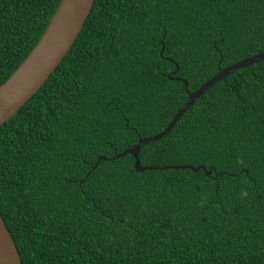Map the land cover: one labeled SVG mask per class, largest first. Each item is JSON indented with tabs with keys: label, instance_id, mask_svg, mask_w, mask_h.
I'll list each match as a JSON object with an SVG mask.
<instances>
[{
	"label": "trees",
	"instance_id": "16d2710c",
	"mask_svg": "<svg viewBox=\"0 0 264 264\" xmlns=\"http://www.w3.org/2000/svg\"><path fill=\"white\" fill-rule=\"evenodd\" d=\"M59 2L0 0V85ZM263 51L264 0H94L0 126V217L21 264H264V60L144 144L150 169L121 155L162 132L186 90Z\"/></svg>",
	"mask_w": 264,
	"mask_h": 264
},
{
	"label": "water",
	"instance_id": "95a60500",
	"mask_svg": "<svg viewBox=\"0 0 264 264\" xmlns=\"http://www.w3.org/2000/svg\"><path fill=\"white\" fill-rule=\"evenodd\" d=\"M93 3L94 0H60L38 42L14 72L0 85V126L12 118L48 80L70 50L90 13ZM262 60H264V51L219 71L193 92L186 90L187 83L184 81L188 95L187 101L164 130L154 136L138 139L132 148L127 149L121 155L130 154L134 158L133 168L137 173L150 169L141 166L138 158V152L144 144L165 136L173 128L182 113L213 84L236 70ZM167 77L170 78L169 75ZM185 167L193 172L204 169L202 166L197 168ZM207 175L209 176L210 172H207ZM0 264H21L14 241L1 217Z\"/></svg>",
	"mask_w": 264,
	"mask_h": 264
},
{
	"label": "bare ground",
	"instance_id": "6f19581e",
	"mask_svg": "<svg viewBox=\"0 0 264 264\" xmlns=\"http://www.w3.org/2000/svg\"><path fill=\"white\" fill-rule=\"evenodd\" d=\"M77 38V37H76ZM76 40V39H75ZM73 45V44H72Z\"/></svg>",
	"mask_w": 264,
	"mask_h": 264
}]
</instances>
